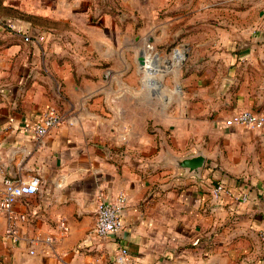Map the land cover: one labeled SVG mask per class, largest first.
Masks as SVG:
<instances>
[{
  "label": "crops",
  "instance_id": "crops-1",
  "mask_svg": "<svg viewBox=\"0 0 264 264\" xmlns=\"http://www.w3.org/2000/svg\"><path fill=\"white\" fill-rule=\"evenodd\" d=\"M169 1L161 34L186 24L194 56L154 96L134 19ZM174 1L0 0V192L39 179L12 205L18 238L0 207V264H264V127L224 123L264 111V0ZM51 106L64 121L38 138ZM198 153V171L175 161ZM121 192L124 228L99 235L98 200Z\"/></svg>",
  "mask_w": 264,
  "mask_h": 264
},
{
  "label": "rangeland",
  "instance_id": "rangeland-1",
  "mask_svg": "<svg viewBox=\"0 0 264 264\" xmlns=\"http://www.w3.org/2000/svg\"><path fill=\"white\" fill-rule=\"evenodd\" d=\"M172 2L175 1L172 0ZM161 5L162 2L160 8L155 6L152 8L151 3H146L142 8L140 7L139 10H136L134 19V32L136 34L135 62L138 67L136 77L140 78L144 85L142 90L145 89L154 96L167 94L170 97L180 93L178 88L180 80L183 73H185L186 65L194 56L192 51L193 43L186 39L192 29L187 28L186 24L181 27L180 24H177L178 26L174 25L169 33L163 36L160 25L166 18L167 13L164 9L172 5L171 1L164 7ZM120 8L121 11L123 10L127 13L125 6L121 5ZM127 18L128 16L125 17V21ZM126 25L127 22L123 29L127 31L128 26ZM131 44L132 39L130 40ZM140 55L145 56V63L142 65L139 61ZM120 56L121 59L123 55ZM170 102L169 100V105Z\"/></svg>",
  "mask_w": 264,
  "mask_h": 264
},
{
  "label": "built area",
  "instance_id": "built-area-1",
  "mask_svg": "<svg viewBox=\"0 0 264 264\" xmlns=\"http://www.w3.org/2000/svg\"><path fill=\"white\" fill-rule=\"evenodd\" d=\"M12 27V25H11ZM31 39L30 36H26ZM41 39L42 36H39ZM64 121L63 114L55 106L49 107L37 119L27 124L32 129L36 137L41 138L49 133V131L60 126ZM226 125H244L250 128L264 127V111L254 109H240L224 119ZM3 170L0 168V173ZM39 189L38 177H33L28 181L14 179L10 176L2 177V190L0 192V207L7 212L8 225L6 233L14 238L19 237V228L12 212V205L19 196L25 194L36 193ZM225 189L222 182L217 183L213 187L215 195ZM227 189V188H226ZM127 197L124 193H119L115 199H106L101 195L97 203V215L95 231L102 236L116 235L124 228V221L121 217V209L126 204ZM128 250L123 247L118 259H122L127 255Z\"/></svg>",
  "mask_w": 264,
  "mask_h": 264
},
{
  "label": "water",
  "instance_id": "water-1",
  "mask_svg": "<svg viewBox=\"0 0 264 264\" xmlns=\"http://www.w3.org/2000/svg\"><path fill=\"white\" fill-rule=\"evenodd\" d=\"M139 61L141 65L144 64L145 56L140 55ZM204 160H205V157L202 154L198 153V154L191 155V156L176 158L175 161L181 166L188 167L190 170L198 171L203 166Z\"/></svg>",
  "mask_w": 264,
  "mask_h": 264
},
{
  "label": "bare ground",
  "instance_id": "bare-ground-1",
  "mask_svg": "<svg viewBox=\"0 0 264 264\" xmlns=\"http://www.w3.org/2000/svg\"><path fill=\"white\" fill-rule=\"evenodd\" d=\"M178 57H180V56H178Z\"/></svg>",
  "mask_w": 264,
  "mask_h": 264
}]
</instances>
